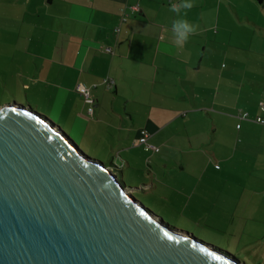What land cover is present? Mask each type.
Listing matches in <instances>:
<instances>
[{
    "label": "crops",
    "instance_id": "1",
    "mask_svg": "<svg viewBox=\"0 0 264 264\" xmlns=\"http://www.w3.org/2000/svg\"><path fill=\"white\" fill-rule=\"evenodd\" d=\"M179 2L0 0V93L57 117L120 180L128 167L162 217L261 257L264 0H194L178 17ZM181 17L197 32L178 48ZM77 81L95 84L91 113Z\"/></svg>",
    "mask_w": 264,
    "mask_h": 264
},
{
    "label": "water",
    "instance_id": "2",
    "mask_svg": "<svg viewBox=\"0 0 264 264\" xmlns=\"http://www.w3.org/2000/svg\"><path fill=\"white\" fill-rule=\"evenodd\" d=\"M0 264L243 263L168 226L59 126L8 103L0 105Z\"/></svg>",
    "mask_w": 264,
    "mask_h": 264
},
{
    "label": "rangeland",
    "instance_id": "3",
    "mask_svg": "<svg viewBox=\"0 0 264 264\" xmlns=\"http://www.w3.org/2000/svg\"><path fill=\"white\" fill-rule=\"evenodd\" d=\"M245 35H247V34H245ZM260 36L264 37V32L262 34H260ZM27 102L30 104V108L32 111H35V112L45 116L53 124L59 126L61 131H63L64 134L68 135L69 138H71V136L69 134H71L74 137V135L70 132L68 127H66L63 123H61L59 121V119H57V117H55L54 115H51L50 113H48L47 111H45L44 109L39 107L38 105L34 104L32 101H26L25 99H17L16 100V99H13L10 95H7L5 93H0V105H4V104H8V103H16V104H20V105L24 106L27 104ZM75 140H76V144L78 145L79 149L82 151V153L84 155H86L92 159H96L102 163L108 162L106 157H104L102 155H97V153L90 151L86 147H84V145L81 143V141H79L78 139H75ZM115 164L117 166H119V168H120L121 165H118V163H115ZM122 170H123V173H122L123 178L122 179L124 181V185L126 187H132V186L138 187L139 181L137 179H135L132 175H130L131 174L130 169H128V167H124V169H122ZM128 190H130V189L128 188ZM131 192H132L131 194L134 196V198H136L137 201H140L144 207H146L148 210H150L153 214H155L157 216H161L159 213L155 212L156 208L152 204H150L147 201V199L142 194H140V192L137 189H133ZM163 217H162V220L164 222H166L167 224L173 226L174 228H176L178 230L191 233L192 236L197 238L198 240L228 252L229 254L234 256L238 261H241L243 264H260V263L264 264V258H263L264 256L255 257L253 254H251L249 252L242 253L241 251L236 249L233 245L224 244L221 242L219 243V240L216 238L208 237L206 235L200 234V233L196 232L195 229L194 230L193 229L192 230L187 229L184 227L185 225H183L182 223H180L178 221H174V220L166 217L165 215ZM259 261H261V262L259 263Z\"/></svg>",
    "mask_w": 264,
    "mask_h": 264
},
{
    "label": "clouds",
    "instance_id": "4",
    "mask_svg": "<svg viewBox=\"0 0 264 264\" xmlns=\"http://www.w3.org/2000/svg\"><path fill=\"white\" fill-rule=\"evenodd\" d=\"M194 6V0H180V2L170 4L169 10L175 13L178 17L181 12H184V16L187 15V11ZM197 32L196 25L190 23L187 19L181 17L174 19L172 22V38L173 42L178 48H183L189 41L190 37ZM169 240L171 238L168 237Z\"/></svg>",
    "mask_w": 264,
    "mask_h": 264
},
{
    "label": "built area",
    "instance_id": "5",
    "mask_svg": "<svg viewBox=\"0 0 264 264\" xmlns=\"http://www.w3.org/2000/svg\"><path fill=\"white\" fill-rule=\"evenodd\" d=\"M105 51H108L109 49L108 48H104ZM94 82L90 83V84H84L82 83L81 81H77L75 84H74V90L76 93H78L81 97H82V100L84 103L88 104L90 106V113H91V106L93 105L94 103V99L91 97L90 93H89V89L91 86H94ZM258 108L259 110H261V114L260 115H256L254 118H253V121L260 124V125H264V100H259L258 101ZM241 118H246V113H241L239 115ZM149 136V133L142 129L140 131V135L139 137L136 139L137 140V144L138 145H141L142 148L145 150V151H153V152H157L158 151V147L150 144L147 142V138Z\"/></svg>",
    "mask_w": 264,
    "mask_h": 264
},
{
    "label": "trees",
    "instance_id": "6",
    "mask_svg": "<svg viewBox=\"0 0 264 264\" xmlns=\"http://www.w3.org/2000/svg\"><path fill=\"white\" fill-rule=\"evenodd\" d=\"M41 115V114H40ZM43 116V115H42ZM54 126H55V124H54ZM98 162H100V161H98ZM102 163V162H101ZM105 166L107 165V164H105V163H103ZM120 180V179H119ZM123 185H124V183H123ZM124 187H126L125 185H124ZM127 188V187H126ZM132 193V192H131ZM132 195V194H131ZM132 197H134L133 195H132ZM134 199H136V198H134ZM150 211V210H149ZM151 212V211H150ZM159 217V216H158ZM164 223H166V222H164ZM167 224V223H166ZM168 226H170V227H172L173 228V226H171V225H169V224H167ZM216 249H218V250H220V251H222L223 253H225V254H227L228 256H230V257H232V258H235L234 256H232L231 254H229L228 252H226V251H224V250H221V249H219V248H217V247H215ZM236 259V258H235ZM237 260V259H236ZM238 261V260H237ZM239 262H241V261H239Z\"/></svg>",
    "mask_w": 264,
    "mask_h": 264
},
{
    "label": "snow or ice",
    "instance_id": "7",
    "mask_svg": "<svg viewBox=\"0 0 264 264\" xmlns=\"http://www.w3.org/2000/svg\"><path fill=\"white\" fill-rule=\"evenodd\" d=\"M143 214V213H142ZM169 238H171L172 239V237L171 236H169Z\"/></svg>",
    "mask_w": 264,
    "mask_h": 264
}]
</instances>
